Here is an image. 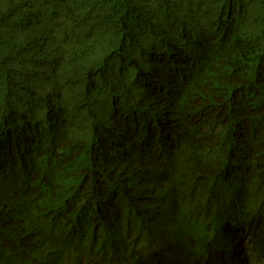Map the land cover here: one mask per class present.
<instances>
[{
    "label": "trees",
    "instance_id": "1",
    "mask_svg": "<svg viewBox=\"0 0 264 264\" xmlns=\"http://www.w3.org/2000/svg\"><path fill=\"white\" fill-rule=\"evenodd\" d=\"M0 264H264V0H0Z\"/></svg>",
    "mask_w": 264,
    "mask_h": 264
}]
</instances>
